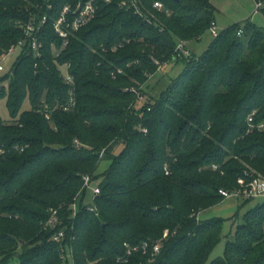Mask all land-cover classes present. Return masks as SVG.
Wrapping results in <instances>:
<instances>
[{"label": "trees", "instance_id": "trees-1", "mask_svg": "<svg viewBox=\"0 0 264 264\" xmlns=\"http://www.w3.org/2000/svg\"><path fill=\"white\" fill-rule=\"evenodd\" d=\"M38 1L0 0L3 47L20 36L16 21L25 6ZM53 1L58 10L69 0ZM165 1L172 15L158 24L118 0L103 4L65 46L49 25L39 66L26 53L3 76L10 81L0 105L10 116L0 113V264H264V199L235 214L232 225L240 216L242 222L214 258L227 219L201 218L246 170L264 174V131L247 123L253 110L264 121V24H232L200 56L179 58L178 41L200 39L216 7L211 0ZM156 59L185 64L137 108ZM65 64L75 104L48 119L35 106L69 100L58 69ZM84 175L100 193L84 186ZM240 200V208L251 201ZM53 211L58 221L49 226ZM62 229L67 235L58 241ZM166 229L159 253L127 254L125 243H154Z\"/></svg>", "mask_w": 264, "mask_h": 264}, {"label": "built area", "instance_id": "built-area-1", "mask_svg": "<svg viewBox=\"0 0 264 264\" xmlns=\"http://www.w3.org/2000/svg\"><path fill=\"white\" fill-rule=\"evenodd\" d=\"M113 0H69L66 1L60 9H56L53 0H39L32 5H26L22 10V18L16 21L20 30V36L10 41L8 46H2L0 43V89L2 86L8 85L10 76L3 77L11 68L14 62L19 59L21 55L26 53L33 54L37 62L35 66H39V59L43 57L44 50V35L47 33V28L52 25L54 33L63 40V46L68 43L70 36L90 23L99 13L103 4H109ZM255 13L261 14L264 17V0H254ZM118 6L121 9L131 11L135 15H138L143 20L151 24H158L163 17H169L172 15L171 8L167 5L165 0H118ZM211 34L215 37L219 34L221 28H219L216 20L212 22L209 28ZM242 30H240L241 32ZM1 38V33H0ZM123 45V43H120ZM117 46L113 47V50ZM55 54L59 55L61 49L54 48ZM175 54L179 58L192 57L193 51L188 47L187 41L180 39L175 48ZM155 62L159 65V61ZM158 67V69H159ZM58 69L61 71V76L64 81L70 86L69 100L65 103L60 100H56L54 105H51L45 101H42L35 106V110L42 113L46 118L50 119L53 111L56 108H62L68 110L75 104L74 97V76L70 73L69 64L59 65ZM154 73H149V79ZM256 110H253L247 117V123L249 130L264 131V121H256ZM144 132H147V128H143ZM4 149L0 148V153H3ZM216 169L217 166L215 165ZM84 186L90 188L93 191V195L100 193V186L93 185L90 175H84ZM238 186L234 189L221 188L219 192L226 198L236 199H249L258 200L264 199V174L254 173L248 170L245 171V176H241L237 180ZM73 214L77 213L78 205L77 198L72 203ZM90 211L95 208L88 206ZM58 221L55 211L48 221L49 226H55ZM169 231H165L164 236L154 243H150L145 240L138 246H130L129 243H125L127 247V254H132L133 251L142 249L146 253L150 248L152 254H157L161 250V240L168 235ZM67 235L64 229L57 232L54 236L56 240H62ZM126 261L127 258H120Z\"/></svg>", "mask_w": 264, "mask_h": 264}, {"label": "rangeland", "instance_id": "rangeland-1", "mask_svg": "<svg viewBox=\"0 0 264 264\" xmlns=\"http://www.w3.org/2000/svg\"><path fill=\"white\" fill-rule=\"evenodd\" d=\"M216 7V16L219 28L223 29L232 24H244L248 20L255 22L257 24H264V17L261 14L255 13V2L254 0H211ZM186 39V38H185ZM184 39V40H185ZM214 36L211 34L210 30L202 33L200 39H186L188 47L193 51V53L198 57L204 53L211 45ZM177 57V55L173 54ZM156 61H159L156 59ZM165 63V62H164ZM162 63L159 61V64H162L158 71L148 80L147 85H143L144 90L137 91L139 98L137 103V108H139L143 103L151 98V96H157L158 93L164 88V86L170 83L177 74L183 70L184 61L180 60L175 64L172 63ZM0 113L3 117L8 118L10 116L9 110L6 104L3 102L0 105ZM122 148L120 145L116 147V151H119ZM109 164V160L104 159L101 163L100 169L103 170ZM93 185H98L97 182H94ZM92 196L91 192H88L86 200ZM76 198V197H75ZM74 198V200H75ZM259 200H251L247 202L243 207H239V204L242 202L240 199L236 198H226L220 204L209 208L208 210H203L201 213V218L207 219L211 217H224L227 219L224 226L225 237L216 247L215 251L211 254V258H214L221 254L224 250L226 238H232L236 227L239 223L242 222V217L238 219L233 225L232 223L236 220V213L239 211L240 215H243L251 206L255 205ZM78 205V200H77ZM53 214V212H52ZM51 214V216H52ZM234 216V217H233ZM49 227V226H48ZM167 231V229L165 230ZM231 231L229 235L228 232ZM229 235V236H227ZM164 236V234H163ZM17 258H15V261Z\"/></svg>", "mask_w": 264, "mask_h": 264}, {"label": "crops", "instance_id": "crops-1", "mask_svg": "<svg viewBox=\"0 0 264 264\" xmlns=\"http://www.w3.org/2000/svg\"><path fill=\"white\" fill-rule=\"evenodd\" d=\"M216 22H217V20H216ZM218 24V23H217Z\"/></svg>", "mask_w": 264, "mask_h": 264}]
</instances>
